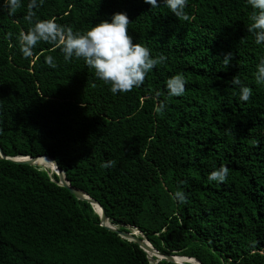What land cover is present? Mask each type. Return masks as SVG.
<instances>
[{"label": "trees", "instance_id": "16d2710c", "mask_svg": "<svg viewBox=\"0 0 264 264\" xmlns=\"http://www.w3.org/2000/svg\"><path fill=\"white\" fill-rule=\"evenodd\" d=\"M26 5L0 11V264H178L151 261L55 172L11 160L43 155L110 224L136 228L163 255L264 264V83L254 77L264 43L248 30L247 0H187V20L144 0H43L33 19L54 17L74 32L126 12L133 42L166 57L139 87L116 94L53 44L38 42L24 57ZM177 73L185 91L169 96L166 80ZM234 75L252 91L247 102ZM221 165L226 180H208ZM178 190L184 201L173 198Z\"/></svg>", "mask_w": 264, "mask_h": 264}, {"label": "clouds", "instance_id": "9594fccd", "mask_svg": "<svg viewBox=\"0 0 264 264\" xmlns=\"http://www.w3.org/2000/svg\"><path fill=\"white\" fill-rule=\"evenodd\" d=\"M152 8L165 6L175 17L187 20L188 15L184 11L187 0H144ZM43 0H27V12L25 19L30 22L26 31L21 30L17 41L21 54L30 57L38 42L44 41L59 47L63 53V59L68 61L82 58L85 65L94 70V75L104 84L109 86L113 94L126 93L134 87H139L146 74L157 64L165 61L161 54L154 57L145 45L133 42L128 33L129 17L126 12H115L108 19H101L83 32H74L69 26L58 24L55 18L33 19L34 8H38ZM251 6V23L248 30L252 31L255 43H264V0H247ZM23 0H0V11H7L13 15L21 8ZM232 53L228 52L222 58L224 65H228ZM45 63L55 67L54 58L45 56ZM254 77L258 84L264 83V56L255 66ZM231 84L238 86V100L247 102L252 95L251 89L243 84L237 76H233ZM185 77L177 73L166 80L165 87L169 96H179L185 91ZM163 105H160V109ZM114 162L108 160L102 163V167H109ZM228 168L224 165L214 168L208 175L210 181H225ZM173 198L179 201L186 199L182 191H176Z\"/></svg>", "mask_w": 264, "mask_h": 264}, {"label": "water", "instance_id": "95a60500", "mask_svg": "<svg viewBox=\"0 0 264 264\" xmlns=\"http://www.w3.org/2000/svg\"><path fill=\"white\" fill-rule=\"evenodd\" d=\"M4 156H5L4 153L0 149V157H4ZM39 157H46V158H48L51 161V163L56 168L55 173L58 175V177L60 179V184L68 187L69 190H70V192L73 193L77 198L88 200L92 204L94 211L97 212L100 215V219L106 225V227H108L109 229H112V230L117 231L123 237L129 238V239L135 241L147 253L149 251H152V252L156 253L157 255H159V258L160 259L166 258L168 260H171L173 262H176L178 264H181L179 261L176 260V258L177 257H180V256L163 255V254L157 252L146 239H141L139 236L135 235V233H132V232H123V231L118 230L114 226H111L110 224H106L107 218H106V215H105V212H104L103 207L99 203H97L94 199H92L89 196H87V194L84 193L83 191H81V190H79V189H77L75 187L70 186V184L68 183V181L64 178L62 170L58 167L57 163L54 161V159L51 156H49V155H43V156H39ZM37 158L38 157L21 156V157L11 158V160H14L16 162H24V163H27V164H37V162H36L37 161ZM95 205L99 207V209H100L99 212L95 210V207H94ZM195 261H197V260H195ZM189 264H193V263H189Z\"/></svg>", "mask_w": 264, "mask_h": 264}, {"label": "bare ground", "instance_id": "6f19581e", "mask_svg": "<svg viewBox=\"0 0 264 264\" xmlns=\"http://www.w3.org/2000/svg\"><path fill=\"white\" fill-rule=\"evenodd\" d=\"M37 164H42L44 166H47V167H50L49 170H52V172H55V166L54 165H51L50 163H47L45 162L42 158H38L37 159ZM95 207V210L99 212L98 208L96 207V205L94 206ZM106 223L108 224V221H106ZM110 224V223H109ZM135 230V234L138 233V230L137 229H134ZM141 234V233H140ZM177 261H181V262H187V263H193V264H199L198 262L194 261L193 259L189 258V257H177L176 258Z\"/></svg>", "mask_w": 264, "mask_h": 264}, {"label": "rangeland", "instance_id": "374dc122", "mask_svg": "<svg viewBox=\"0 0 264 264\" xmlns=\"http://www.w3.org/2000/svg\"><path fill=\"white\" fill-rule=\"evenodd\" d=\"M38 158H44V157H38ZM38 158H37V159H38ZM43 160H44V159H43ZM47 160H49V159L47 158ZM44 161L48 163L50 160H49V161H46V159H45ZM50 164H52L51 161H50ZM38 165H40L42 168H45V169H48V170L50 169V167L44 166V165H42V164H39V163H38ZM52 165H53V164H52ZM50 171H52V170H50ZM55 171H56V168H55ZM108 224H109V222H108ZM110 225H111V226H114V225H112V224H110ZM114 227L117 228V226H114ZM134 229H136V228H132V229H131V232H132V233H135V230H134ZM135 235H137V236L140 235V231H138V233H136ZM128 239H129V238H128ZM154 254H155V255H154ZM148 255H149V258H150L151 261H153L152 258H151L152 256H155V257H157L158 259H160V258H159V255H157L156 253H154V252H152V251H149V252H148ZM180 263H181V262H180ZM182 263H183V262H182Z\"/></svg>", "mask_w": 264, "mask_h": 264}]
</instances>
